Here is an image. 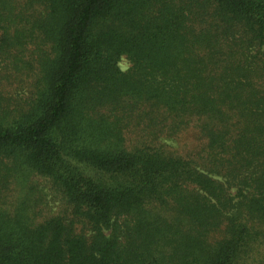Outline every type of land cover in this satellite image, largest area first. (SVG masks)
Instances as JSON below:
<instances>
[{"label":"trees","instance_id":"16d2710c","mask_svg":"<svg viewBox=\"0 0 264 264\" xmlns=\"http://www.w3.org/2000/svg\"><path fill=\"white\" fill-rule=\"evenodd\" d=\"M0 264H264V0H0Z\"/></svg>","mask_w":264,"mask_h":264},{"label":"rangeland","instance_id":"374dc122","mask_svg":"<svg viewBox=\"0 0 264 264\" xmlns=\"http://www.w3.org/2000/svg\"><path fill=\"white\" fill-rule=\"evenodd\" d=\"M118 65H119L121 70L126 71L127 69H129L131 64L125 56H122L118 62ZM192 135H193V133L191 131H189L187 133H184L177 140H172L169 143L171 144V146L177 148L178 150H182L181 148L183 145H185V144L191 145L193 143ZM55 204H56L55 201L49 200V206H47L48 211L50 209H54Z\"/></svg>","mask_w":264,"mask_h":264}]
</instances>
